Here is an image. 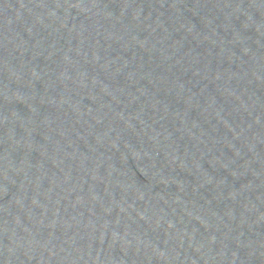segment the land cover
Masks as SVG:
<instances>
[{
	"label": "water",
	"instance_id": "95a60500",
	"mask_svg": "<svg viewBox=\"0 0 264 264\" xmlns=\"http://www.w3.org/2000/svg\"><path fill=\"white\" fill-rule=\"evenodd\" d=\"M0 264H264V0H0Z\"/></svg>",
	"mask_w": 264,
	"mask_h": 264
}]
</instances>
